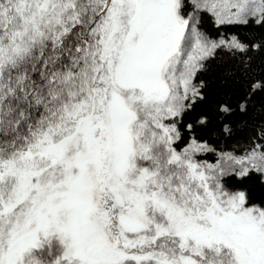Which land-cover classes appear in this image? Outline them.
<instances>
[{"label": "snow or ice", "instance_id": "snow-or-ice-1", "mask_svg": "<svg viewBox=\"0 0 264 264\" xmlns=\"http://www.w3.org/2000/svg\"><path fill=\"white\" fill-rule=\"evenodd\" d=\"M0 264H264V0H0Z\"/></svg>", "mask_w": 264, "mask_h": 264}, {"label": "trees", "instance_id": "trees-1", "mask_svg": "<svg viewBox=\"0 0 264 264\" xmlns=\"http://www.w3.org/2000/svg\"><path fill=\"white\" fill-rule=\"evenodd\" d=\"M257 193L260 194V193H259V189H257Z\"/></svg>", "mask_w": 264, "mask_h": 264}]
</instances>
